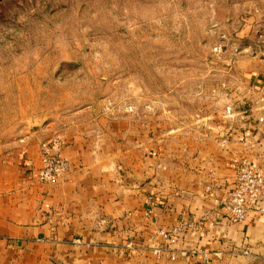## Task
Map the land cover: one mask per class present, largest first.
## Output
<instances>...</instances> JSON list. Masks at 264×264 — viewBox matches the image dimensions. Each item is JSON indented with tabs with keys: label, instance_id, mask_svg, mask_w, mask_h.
I'll list each match as a JSON object with an SVG mask.
<instances>
[{
	"label": "crops",
	"instance_id": "0c3cea01",
	"mask_svg": "<svg viewBox=\"0 0 264 264\" xmlns=\"http://www.w3.org/2000/svg\"><path fill=\"white\" fill-rule=\"evenodd\" d=\"M220 70L192 120L82 107L22 136L0 157V264H264V215L233 223L221 202L237 160L264 164V53ZM57 132L69 167L43 184ZM180 223L168 243L159 231Z\"/></svg>",
	"mask_w": 264,
	"mask_h": 264
},
{
	"label": "rangeland",
	"instance_id": "374dc122",
	"mask_svg": "<svg viewBox=\"0 0 264 264\" xmlns=\"http://www.w3.org/2000/svg\"><path fill=\"white\" fill-rule=\"evenodd\" d=\"M241 52L264 0H0V157L82 107L192 120Z\"/></svg>",
	"mask_w": 264,
	"mask_h": 264
},
{
	"label": "built area",
	"instance_id": "2783aa9c",
	"mask_svg": "<svg viewBox=\"0 0 264 264\" xmlns=\"http://www.w3.org/2000/svg\"><path fill=\"white\" fill-rule=\"evenodd\" d=\"M222 142H227V139ZM40 146L42 166L37 179L43 184L52 183L62 177L69 167L68 160L62 154L64 140L55 134L44 139ZM236 165L234 189L221 202L229 220L240 223L253 212L264 215V164H252L244 158L237 160ZM148 213H151V210H148ZM185 225L180 223L170 229H162L159 233L168 243H176L183 234ZM161 250L162 248H156V252Z\"/></svg>",
	"mask_w": 264,
	"mask_h": 264
}]
</instances>
